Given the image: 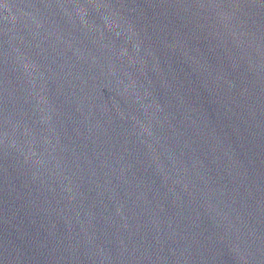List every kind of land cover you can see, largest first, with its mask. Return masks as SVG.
Wrapping results in <instances>:
<instances>
[{
  "label": "water",
  "instance_id": "obj_1",
  "mask_svg": "<svg viewBox=\"0 0 264 264\" xmlns=\"http://www.w3.org/2000/svg\"><path fill=\"white\" fill-rule=\"evenodd\" d=\"M0 264H264V0H0Z\"/></svg>",
  "mask_w": 264,
  "mask_h": 264
}]
</instances>
